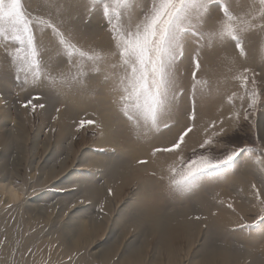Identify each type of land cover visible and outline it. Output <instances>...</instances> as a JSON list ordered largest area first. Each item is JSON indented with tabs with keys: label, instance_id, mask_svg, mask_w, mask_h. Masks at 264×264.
<instances>
[{
	"label": "rangeland",
	"instance_id": "1",
	"mask_svg": "<svg viewBox=\"0 0 264 264\" xmlns=\"http://www.w3.org/2000/svg\"><path fill=\"white\" fill-rule=\"evenodd\" d=\"M24 2L30 15L39 14L50 19L78 48L102 55L114 50L101 8L90 6V0ZM227 2L231 10L240 15L249 12L253 4V0ZM136 4L133 18L140 15V9L148 8L151 0H136ZM252 16H258V13L252 11ZM221 17L222 13L213 4L203 30L207 32L215 28ZM253 22L262 23L259 19ZM37 34L43 45V59L62 68L66 79L60 83L62 77L53 70L50 75L57 81L54 87H50L47 81L33 85L30 76L29 83L24 84V74L16 79L4 48L5 41L0 39V81L7 91L0 93V123L8 124L6 129L19 135L16 140H11V144L2 142L0 154L7 156L8 172L17 186L26 190V195L16 202L6 204L8 196L3 197L5 201L0 200L3 217L18 227L15 226L17 235H14L10 254L1 257L0 264H71L83 257L94 264L96 261L89 253L97 254L108 247L115 248L108 264H116L131 248L129 244L140 246L143 242L147 246V263L151 262L156 257L159 236L155 234L145 239L144 228L134 227L131 221L134 213L126 205L137 199L155 208L151 213H179L181 208L184 211L186 207L196 208L193 212L196 222L181 225L183 228L179 229L182 231L174 230L170 244L178 252L177 260L184 264L196 255L194 253L208 231L209 246L230 244L239 251L250 247L256 254L264 252V220H261L264 216V203H261L264 201V163H261L264 161V32L257 28L246 34L243 56L232 42L203 47L199 52L198 70L193 64L196 45L188 43L183 58L176 64L174 106L161 119L158 129L151 130L133 128L115 102L117 94L112 91V70L109 68L115 58L107 57L96 65L98 74H93V65L87 63L86 75L80 78L75 66L69 71L70 65L63 51L58 50L57 38L51 29ZM15 47L14 42H9V51L14 52ZM245 69L249 71L245 73ZM193 71H196L198 82L194 95ZM242 76L249 78L246 86L242 83ZM253 79L255 85L251 83ZM253 89L257 93L256 103L249 107V93ZM70 99L82 101V114L69 107ZM29 100L44 107H25ZM81 121L85 123L81 125ZM189 128L191 131L187 132L181 148L174 153L154 151L171 146ZM205 140L210 143L204 144ZM241 148L245 151L229 168L209 172L192 188L180 191L172 183V177L175 175L179 179V176L171 169L179 168L181 157L187 160L194 151L219 155L226 150ZM206 149L209 151L205 152ZM52 153L47 168L41 170L45 156ZM108 160L123 163L114 175ZM53 170L56 171L50 174ZM247 170H252L254 175L246 176L248 182L242 179ZM89 180L93 184L87 187L96 186L100 197L84 190L83 183ZM29 199L48 209L46 214L39 211L40 220L33 221L28 214L19 218L11 210L17 204L22 207L17 209L22 215L24 202ZM200 200L210 203L209 207L202 209ZM205 211H210L209 219H204L207 216ZM71 213L80 221L96 220L100 225L79 243L68 241L67 237L64 244L57 237ZM119 216L124 225L119 222ZM218 220L222 228L215 229L210 224ZM2 233H6V228ZM33 237L36 242L27 240ZM2 239L6 241V238ZM22 240L27 242L20 245L18 242ZM161 253L158 264H171L167 251ZM248 262L241 260L238 264ZM214 264L231 263L218 259Z\"/></svg>",
	"mask_w": 264,
	"mask_h": 264
},
{
	"label": "snow or ice",
	"instance_id": "2",
	"mask_svg": "<svg viewBox=\"0 0 264 264\" xmlns=\"http://www.w3.org/2000/svg\"><path fill=\"white\" fill-rule=\"evenodd\" d=\"M213 4H216L222 17L216 22L215 28L205 32L203 26ZM91 5L101 8L102 18L111 35L114 50L106 54L78 48L50 19L39 14L30 15L24 0H0V39L5 41L4 48L10 57V66L15 71L16 79H20L23 73L24 84L29 83L30 76L33 85L47 81L50 87H54L57 81L50 75L53 70L62 77L60 83L66 79L62 68L43 59V45L37 33L42 34L45 29H51L57 38L58 50L63 51L70 65L69 71L71 66H75L80 78L86 75L87 63L93 65V74H98L96 65L107 57L115 58V63L109 65L112 70V91L117 94L115 102L136 129H158L161 119L171 111L177 97L176 64L183 58L188 43L196 45L193 64L198 70L199 52L203 47L213 46V43L223 46L232 42L243 56L246 34L257 28L264 32V0H258V3L253 0L250 11L244 15L233 12L227 0H151L150 6L140 9V15L135 18L136 0H90ZM252 11L258 16H252ZM256 19L262 23H254ZM9 42L15 43L14 52L8 50ZM244 71L246 73L249 70ZM192 76L194 95L198 83L196 71H193ZM241 80L244 86L249 83L247 76H242ZM251 83L255 85V80H251ZM256 98L257 93L253 89L249 93V107L255 105ZM29 105L33 109L44 107L43 104H33L31 100L24 106ZM84 123L81 121V125ZM189 131L190 128L171 146L154 151L174 153L181 148ZM209 143L208 140L204 142ZM243 151V148L231 149L219 155L197 154L194 151L191 158H180L178 169H171L179 176L176 179L174 175L172 183L177 190L186 191L209 172L229 168ZM256 195L259 198L258 191ZM261 220H264V216Z\"/></svg>",
	"mask_w": 264,
	"mask_h": 264
},
{
	"label": "bare ground",
	"instance_id": "3",
	"mask_svg": "<svg viewBox=\"0 0 264 264\" xmlns=\"http://www.w3.org/2000/svg\"><path fill=\"white\" fill-rule=\"evenodd\" d=\"M3 87H5V86L0 81V93L4 94V91L5 92H7V91L4 90ZM1 102H2V99H0V104H1ZM81 104H82V101L79 99H70V101H69V107L74 108L73 110H75V108H76L78 114L83 113V109H82ZM7 125L8 124H1L0 123V129H1L0 130V146H1L2 142H4V143L7 142V143L11 144L10 143L11 140H16L19 137V135H13L12 132H9L8 131L9 129H6L8 127ZM3 129H5V130H3ZM5 150L8 151V149H5ZM53 155H54V153H52L48 156H45L46 161L44 162V165H43L41 170H45V168H47V161L50 158H52ZM6 157L7 156L6 155L4 156V154H2V153L0 154V200L4 196L5 197L8 196L6 204H8V203L10 204L12 202H16L15 200L20 199L22 197V195H26V190L23 186L18 187L16 184V181L13 179V176L11 174H9V172H8L9 171V169H8L9 163L6 160ZM107 164H108L109 168H112L113 172L111 174H113V175H114V172L116 173L118 170H120L119 168L123 165L122 162L114 161V160H108ZM55 171L56 170H53L52 172H50V174H53ZM64 171H65V169H64ZM64 171H62V172L64 173ZM77 171H79V170H77ZM251 175H252V177H254L253 171L247 170L245 173L242 174V176H243L242 179L245 178L244 180L247 181L248 179L246 176H251ZM72 176L73 175H71V177ZM69 177L67 179H69ZM90 183L93 184V181L89 180L86 183H83L84 190L86 192L92 194L93 196L96 195V196L100 197L101 194L100 195L98 194L96 186L91 185L92 187H87V186H89ZM85 191H82V193L84 195L86 194ZM251 191L252 190H250V192ZM13 193H15L16 195H13ZM3 200H4V198H3ZM200 201H201V204L203 207L202 209H204L205 207L206 208L209 207L210 203H207V202L205 203L204 200H200ZM36 202L37 201H35L33 199H29L26 202H24L25 204L23 205L24 210H23V213H21L22 215H20V212L17 211V209H19V208L21 209L22 207L17 205V204H14V207H12L11 210L13 212L17 213L18 214L17 217H19V218H22L23 215L28 214L29 216H31L33 221H35V219L40 220L41 217L38 218V216H37L39 211L42 210L43 214L44 213L46 214L48 209H46L44 206H40ZM142 202H143L142 200L137 199V200H135V202L128 203L126 205V208L129 210L132 209L131 211L134 213V217H131V221H133L134 227H136L137 229L140 227L144 228L145 239L149 238L152 235L158 234L159 238H158L157 244L159 247L156 248V257H155V259L151 258V260L152 259L153 260L151 262L147 263L148 260H146V257H145V250L147 247L146 244L144 242L141 243L140 246H136L135 244L134 245L129 244L128 246H130L131 248L128 251L123 253V255L121 256V258L119 259V261L116 264H158L159 260H160L159 258L162 254L161 252H163V251H167V255L169 257L168 259L172 260L171 264H184L182 261H180V259H179V261L177 260L178 252H176L172 247H170V244H171V241L174 239V238H172L174 230L182 231L181 229H179V227H182L181 225L187 226V224H189V223L193 224L196 222L195 221V215L193 214V212H195L194 210L196 208L191 209L190 207H186L185 211L182 210L183 208H181L178 210V211H180L179 213H175V212L174 213H172V212H170V213H168V212L151 213V211H153L155 208H153L151 206H146V205L142 204ZM110 205H111V203H110ZM64 210H62V211H64ZM217 210H219V209H217ZM3 211H4V209L2 207H0V263H1V259H2L1 257L7 255V253H9V251H11V248L14 245V235H17V232L15 230L16 225L14 223L12 225L9 218L3 217V215H2ZM8 212H10V211H8ZM42 212L40 214H42ZM60 213H62V212H60ZM205 213L207 216L206 217L203 216L204 219L205 218L209 219L211 217V215H209L210 211H205ZM72 214L73 213H71L70 216L68 215L69 217L67 218V221L65 223H63L59 229L60 232H59V236L57 237L59 239V241L61 240V241L65 242L66 241L65 239L67 237H69L68 241H71L73 243H79L80 241H82L84 239V237H87L86 234L88 232L90 233L91 231L97 230L98 226L100 225L96 220H93V219H92L93 221H89V220L88 221H84V220L80 221L79 217H77L75 214H73V215ZM50 217H51V215H50ZM213 217H215V216H213ZM19 218H17L19 220V221L18 220L17 221L20 223ZM42 218L44 219V217H42ZM57 218H59V217H57ZM39 220H38V222H39ZM47 220L49 221V218ZM122 220H123V218L120 217L119 222L122 223L121 225H124L125 223L122 222ZM17 221H15V223H17ZM55 224H56V222H55ZM220 224H221L220 220H218L214 223H211L210 225H213V228L216 229V227L222 228L220 226ZM102 226H103V224H102ZM3 228H6V233H2ZM209 234H210V232L208 231L206 233L204 239H203V242L200 244L198 250L194 253L196 255L193 258H191V260H189L188 264H211L212 262L214 264V262L218 259L222 260V261H227L231 264H238L241 260H243V262L248 260L249 262L246 264H264V252L256 254V252L250 247L249 248L244 247L242 251L241 250L239 251V250H235L233 247H231L230 244H226V245L224 244V245H218V246H209L207 243V239H208ZM89 235H91V234H89ZM2 238H6V241H4ZM190 238L192 239V237H190V235H189V239ZM43 239H44V237H43ZM27 240L31 241L33 243L36 242V238H34V237H33V239L28 238ZM27 240L26 241L22 240L23 243H22V241H19L18 243L20 245H24V243L27 242ZM194 241L195 240H193L192 242H194ZM201 241H202V239H201ZM64 244H66V242ZM76 248H77V246H76ZM113 249H115V248H113V247L109 248L108 247V248L104 249V251H102V252H99L97 254L96 253H89V255L91 256V258L94 259V261H96V262H94V264H108L114 255ZM95 251H97V250H95ZM115 252H117V251H115ZM19 254H20V251H19ZM84 254H86V253H84ZM183 256H185V255H183ZM92 263H93L92 261H91V263H88L86 261V259L83 257L82 259L77 260L76 263L74 262L71 264H92ZM113 264H115V263H113Z\"/></svg>",
	"mask_w": 264,
	"mask_h": 264
}]
</instances>
